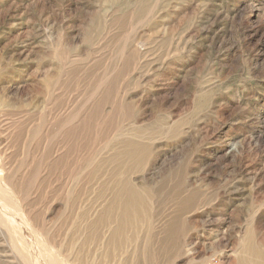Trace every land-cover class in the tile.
I'll return each mask as SVG.
<instances>
[{
  "label": "rangeland",
  "instance_id": "rangeland-1",
  "mask_svg": "<svg viewBox=\"0 0 264 264\" xmlns=\"http://www.w3.org/2000/svg\"><path fill=\"white\" fill-rule=\"evenodd\" d=\"M0 201V264H264V0H0Z\"/></svg>",
  "mask_w": 264,
  "mask_h": 264
},
{
  "label": "bare ground",
  "instance_id": "bare-ground-1",
  "mask_svg": "<svg viewBox=\"0 0 264 264\" xmlns=\"http://www.w3.org/2000/svg\"><path fill=\"white\" fill-rule=\"evenodd\" d=\"M7 190L8 189L6 188V185H5V194H8ZM0 203H2V201H0ZM13 225L14 226L11 228V231L14 234L15 239L22 237V234H21L22 231L28 232L29 230H31L30 235L25 234L26 237L27 236H29V237H27L28 239H26L27 241L24 244L25 249L22 250L23 253L20 251L21 252L20 254H22V257L25 258V261L28 264H66L64 259L62 260V258H60L61 256L60 257L56 256L58 253L56 255L53 254V252H54L53 250H52V252H50L51 250H47V249L44 250L45 247L38 249L36 239H34L32 237L33 236L32 228L30 227V224L28 223V221H24V220L20 221V219H19V222L17 223L15 220V223ZM18 234H20V235H18ZM40 242H38V243H40ZM15 243H17V242H15ZM49 249H51V248H49ZM17 259H19V258H17Z\"/></svg>",
  "mask_w": 264,
  "mask_h": 264
}]
</instances>
